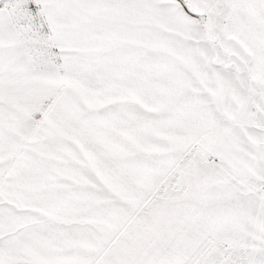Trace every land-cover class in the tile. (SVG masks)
<instances>
[{"label":"snow or ice","instance_id":"1","mask_svg":"<svg viewBox=\"0 0 264 264\" xmlns=\"http://www.w3.org/2000/svg\"><path fill=\"white\" fill-rule=\"evenodd\" d=\"M0 264H264V0H0Z\"/></svg>","mask_w":264,"mask_h":264}]
</instances>
